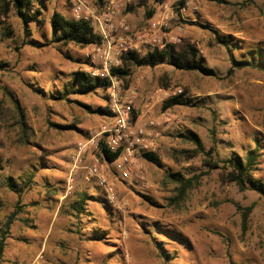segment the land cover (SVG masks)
<instances>
[{"label": "rangeland", "instance_id": "obj_1", "mask_svg": "<svg viewBox=\"0 0 264 264\" xmlns=\"http://www.w3.org/2000/svg\"><path fill=\"white\" fill-rule=\"evenodd\" d=\"M110 1L138 44L150 23L161 22L156 37L166 45L196 46L212 74L165 61L118 79L123 102L134 99L136 126L145 131L146 148L136 154L140 170L123 180L101 149L91 148L69 191L77 144L112 123L109 90L85 92L77 85L76 94L60 99L90 65V46L54 41L51 17L74 19L71 0H35L28 13L37 18L28 25L12 5L0 28V238L6 232L0 264H264V195L224 183L231 169L223 164L211 167L216 159H246L258 147L253 175L264 183V0L103 3ZM163 4L170 13L164 24ZM139 47L145 55L144 44ZM243 61L249 66L230 75ZM179 95L182 105L164 109ZM15 102L24 111L25 134ZM103 109L108 114H100ZM187 133L198 136L212 161L204 153L190 160L181 155L196 148L179 137ZM144 152L158 154L162 165ZM97 161L115 185L114 203L97 179H87ZM173 173L185 179L207 174L179 201L178 185L167 181ZM83 200L79 214L74 206ZM253 205L244 231V210Z\"/></svg>", "mask_w": 264, "mask_h": 264}, {"label": "trees", "instance_id": "obj_2", "mask_svg": "<svg viewBox=\"0 0 264 264\" xmlns=\"http://www.w3.org/2000/svg\"><path fill=\"white\" fill-rule=\"evenodd\" d=\"M43 1V0H41ZM104 0H99V4H103ZM141 6H147L149 0H142ZM158 3H163L165 0H156ZM211 2H218L223 3L224 0H208ZM35 0H0V28L3 24L4 20L8 17L10 8L13 5L19 15L21 16L25 25L34 21L37 18V13L30 15L28 10L32 7ZM154 15V12L151 11L148 14V19H151ZM203 26V25H202ZM204 28L209 29L213 32L216 36L217 41L220 44H226V42L220 39L218 33L207 26H203ZM51 28L54 33V41L61 42L64 45L73 43L81 47H88L94 45L99 42V37L94 33L93 28L88 22L85 21H77L74 19H69L64 15L55 12L51 17ZM264 52V49H263ZM260 56L263 53H258ZM168 61L171 65L184 69L187 71L193 72H201L205 74H212V71L204 67L201 58H199V51L196 46L190 43H184L181 45H167L166 48L163 50H155L154 52H148L145 55H139L137 53H129L122 57L121 66L118 68L112 69L113 76L119 79H125L127 76L131 74V70L134 67H151L155 68L160 63ZM249 66L247 61H243L240 63H235L234 68L229 71L231 75L234 72L235 68H244ZM77 85L80 86L85 92L94 91L100 87L108 88L110 86V82L108 80H101L99 78L92 77L89 73L84 71H79L74 75L72 82L70 81V85L64 90V93L60 97L61 100H65L72 94L77 93ZM183 95L175 96L170 100L164 103V109H170L175 106H180L183 103L182 99ZM15 107L18 111L21 126L23 128V133L25 134L27 130V125L25 121L24 111L19 105V103L15 102ZM101 112V113H100ZM100 114H108L106 109L100 110ZM138 115L134 112L133 120L137 119ZM179 137L188 143H192L196 146L195 149L189 151H182L181 155L185 156L186 160H190L197 156L199 153H204L207 155L212 161L214 157L210 156L209 152H205V149L198 138L197 135L194 133H187V134H180ZM27 139V138H26ZM101 152L103 158L108 161L109 163L114 162L119 157V152H112L108 150L104 143L102 142ZM211 152H215V148L211 149ZM178 154V153H177ZM144 158L155 164V165H162V160L158 154L153 152H144ZM259 157V148L256 147L255 149L249 151L248 156L246 159L241 158L240 156L236 155L232 157L230 160L221 161L217 160L214 165H211L213 168H221L220 164H223V168L231 169L226 175L222 177V181L224 183H234L236 184L241 191H246L248 189H252L257 191L258 193L264 195V183L257 179L253 174L256 170L257 166V159ZM207 173L193 176L192 178L185 179V177L181 173H173L167 175V181L170 183H175L178 185V196L177 199L179 201L184 200L187 192L192 190L199 182L202 176L206 175ZM86 203V200L83 202L76 204L74 209L77 213L82 214V206ZM254 205L244 210V217H243V229L244 231L247 228V221L249 214L253 211ZM16 214L13 213L9 219V223L7 224V228H9L10 224L15 219ZM6 232L0 238V260L3 257L4 250L6 247Z\"/></svg>", "mask_w": 264, "mask_h": 264}, {"label": "built area", "instance_id": "obj_3", "mask_svg": "<svg viewBox=\"0 0 264 264\" xmlns=\"http://www.w3.org/2000/svg\"><path fill=\"white\" fill-rule=\"evenodd\" d=\"M132 0H127L131 2ZM74 20L88 22L99 37V42L91 45L87 53L89 66L86 73L101 80H108L110 86L107 88L110 94V119L112 123L101 126L89 140L77 144V155L74 158V169L69 180L68 190L73 189V174L82 163V156L91 148L101 149L104 146L112 151L119 152V157L112 162L113 171L120 175L121 179L127 180L134 171L140 170L136 158L137 151L146 148L145 131L143 127H137V119L133 120L134 99L123 102V94L120 92L118 79L113 76L112 69L121 66L122 57L129 53H141L139 47L144 44L146 52L163 50L166 44L158 39L155 31L161 26V22L150 23V34L139 37V44L133 31L124 21H119V8L114 1L104 2L100 7L91 5L88 0H71ZM166 12H161L159 18L163 21L169 20L170 13L167 4L161 5ZM177 92L182 94V90ZM176 94V93H175ZM95 178L104 189L109 202H116L115 185L106 176V171L99 161L95 162L89 169L88 178Z\"/></svg>", "mask_w": 264, "mask_h": 264}]
</instances>
